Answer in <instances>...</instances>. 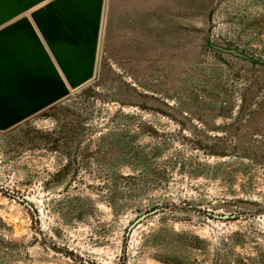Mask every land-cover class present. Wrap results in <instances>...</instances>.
<instances>
[{"label":"rangeland","instance_id":"obj_1","mask_svg":"<svg viewBox=\"0 0 264 264\" xmlns=\"http://www.w3.org/2000/svg\"><path fill=\"white\" fill-rule=\"evenodd\" d=\"M92 79L0 126V264H264V0H111Z\"/></svg>","mask_w":264,"mask_h":264},{"label":"crops","instance_id":"obj_2","mask_svg":"<svg viewBox=\"0 0 264 264\" xmlns=\"http://www.w3.org/2000/svg\"><path fill=\"white\" fill-rule=\"evenodd\" d=\"M111 0H0V126L96 73Z\"/></svg>","mask_w":264,"mask_h":264},{"label":"water","instance_id":"obj_3","mask_svg":"<svg viewBox=\"0 0 264 264\" xmlns=\"http://www.w3.org/2000/svg\"><path fill=\"white\" fill-rule=\"evenodd\" d=\"M99 66H100V63L98 64L97 71H98Z\"/></svg>","mask_w":264,"mask_h":264}]
</instances>
